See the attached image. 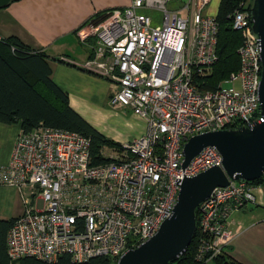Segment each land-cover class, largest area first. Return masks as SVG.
Segmentation results:
<instances>
[{
	"label": "built area",
	"instance_id": "2783aa9c",
	"mask_svg": "<svg viewBox=\"0 0 264 264\" xmlns=\"http://www.w3.org/2000/svg\"><path fill=\"white\" fill-rule=\"evenodd\" d=\"M210 1L187 0L178 11L171 0H131L78 31L82 41L95 39L86 67L117 84L110 107L131 109L146 129L119 147H100L98 155L108 160L100 164H92L91 141L81 134L44 126L21 132L0 169V184L16 188L24 205L6 234L11 261L51 263L67 255L75 263L96 257L117 262L172 215L184 179L222 169L213 146L183 167L190 137L264 121L260 49L249 11L230 16L241 38L237 71L215 89H204L217 60L215 16L203 13ZM147 10L160 13L159 25ZM254 202L249 182L229 180L199 204L198 262L223 254L232 238L226 229L230 213Z\"/></svg>",
	"mask_w": 264,
	"mask_h": 264
},
{
	"label": "crops",
	"instance_id": "0c3cea01",
	"mask_svg": "<svg viewBox=\"0 0 264 264\" xmlns=\"http://www.w3.org/2000/svg\"><path fill=\"white\" fill-rule=\"evenodd\" d=\"M130 1L18 0L0 8V38L17 37L24 44L42 50L50 59L63 60H50L52 81L68 95L69 106L76 113L118 144L142 136L146 123L129 108L110 107L108 100L117 84L86 67L95 39L82 41L78 31L96 15L121 10ZM186 1L171 0L169 6L173 4L170 8L180 11ZM21 132L20 123H0V169L9 162ZM253 195L254 204L232 211L226 224L232 238L224 252L240 264H264V182L253 186ZM35 204L42 206L40 200ZM23 210L16 188L0 184V219L17 218Z\"/></svg>",
	"mask_w": 264,
	"mask_h": 264
},
{
	"label": "trees",
	"instance_id": "16d2710c",
	"mask_svg": "<svg viewBox=\"0 0 264 264\" xmlns=\"http://www.w3.org/2000/svg\"><path fill=\"white\" fill-rule=\"evenodd\" d=\"M251 3L252 0H220L215 14L217 60L204 89H215L220 81L237 71L239 66L237 50L241 38L239 33L232 29L230 16L236 10L249 11ZM241 4L243 6H240ZM105 15L106 13H101L94 19ZM50 60L63 62L55 58L50 59L42 50L24 44L17 37L0 38V123L7 125L20 123L23 133L44 126L81 134L91 141L92 164L107 162L108 160L98 155L99 148L119 147L120 144L106 138L69 106L68 95L51 79ZM263 182L264 176L249 182V185L259 186ZM15 220L16 218L0 219V264H116L115 260L107 257H96L83 263H75L67 255L51 263L29 257L11 261L6 253L5 242L7 231ZM197 246L198 229L186 251L169 264H206L196 260ZM211 262L240 264L228 257L224 251Z\"/></svg>",
	"mask_w": 264,
	"mask_h": 264
},
{
	"label": "water",
	"instance_id": "95a60500",
	"mask_svg": "<svg viewBox=\"0 0 264 264\" xmlns=\"http://www.w3.org/2000/svg\"><path fill=\"white\" fill-rule=\"evenodd\" d=\"M14 0H0V8ZM252 33L260 49L261 78L259 107L264 117V0L250 5ZM207 146L222 156V169L210 168L180 183L172 215L160 225L157 233L134 249L127 250L116 264H169L181 256L196 232V210L217 187L229 180L255 181L264 176V121L252 128L226 129L190 137L183 146L186 167Z\"/></svg>",
	"mask_w": 264,
	"mask_h": 264
},
{
	"label": "rangeland",
	"instance_id": "374dc122",
	"mask_svg": "<svg viewBox=\"0 0 264 264\" xmlns=\"http://www.w3.org/2000/svg\"><path fill=\"white\" fill-rule=\"evenodd\" d=\"M219 1L220 0H211L210 3L204 9L203 13L205 12V14H208L209 16H215ZM170 6H171V8L174 7L173 4H171ZM145 13L152 18L153 25H156V26L159 25L160 19H161V15L159 12H157L155 10H147V11H145ZM222 86L223 87H229V86H232V84L224 83ZM234 86L237 87L236 84H234ZM206 264H212V262L207 261Z\"/></svg>",
	"mask_w": 264,
	"mask_h": 264
}]
</instances>
